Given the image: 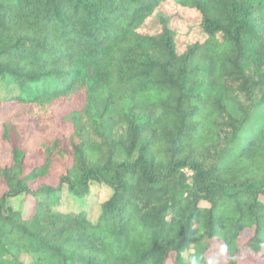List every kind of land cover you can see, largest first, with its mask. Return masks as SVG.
Segmentation results:
<instances>
[{
  "label": "trees",
  "instance_id": "16d2710c",
  "mask_svg": "<svg viewBox=\"0 0 264 264\" xmlns=\"http://www.w3.org/2000/svg\"><path fill=\"white\" fill-rule=\"evenodd\" d=\"M5 105L0 264H264V0H0Z\"/></svg>",
  "mask_w": 264,
  "mask_h": 264
},
{
  "label": "rangeland",
  "instance_id": "374dc122",
  "mask_svg": "<svg viewBox=\"0 0 264 264\" xmlns=\"http://www.w3.org/2000/svg\"><path fill=\"white\" fill-rule=\"evenodd\" d=\"M164 15H173L174 20L172 22L171 28L176 32V46L178 52H182L185 47L197 39H202L199 31L196 28V25L199 21V16L193 11H187L184 9H179L173 2L167 1L161 4L154 12L153 18H150L146 25L143 27L142 32L144 33H154L157 31V26L154 21L155 17L164 16ZM80 106V105H79ZM17 110L16 105H5L4 109H0V122L6 120L8 116L13 114ZM67 110L66 106H60L55 108L57 115L64 113ZM18 129L25 131V140L24 147L29 151H33L37 142L41 140L42 136L38 133H33L30 130L25 128L24 121H17ZM25 126V127H24ZM66 130L64 133H67ZM48 136H52V132L48 133ZM0 146V151H1ZM8 161V155H5L1 160V164ZM54 176L50 177L46 183L55 185L57 183V177L62 174V170L57 167L55 168ZM0 187V191H1ZM10 206L13 210H19L23 213H27L31 208V199L25 198L23 196L11 199L9 201ZM72 207L73 210L78 209L77 205H74L72 202L66 204V208ZM89 209V208H88ZM187 255V254H186ZM185 255V257H186Z\"/></svg>",
  "mask_w": 264,
  "mask_h": 264
}]
</instances>
